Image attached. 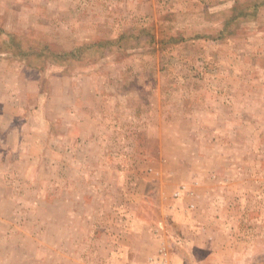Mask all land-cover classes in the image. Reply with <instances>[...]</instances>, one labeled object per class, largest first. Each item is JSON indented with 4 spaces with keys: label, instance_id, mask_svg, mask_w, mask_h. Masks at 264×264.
Wrapping results in <instances>:
<instances>
[{
    "label": "rangeland",
    "instance_id": "374dc122",
    "mask_svg": "<svg viewBox=\"0 0 264 264\" xmlns=\"http://www.w3.org/2000/svg\"><path fill=\"white\" fill-rule=\"evenodd\" d=\"M0 264H264V0H0Z\"/></svg>",
    "mask_w": 264,
    "mask_h": 264
}]
</instances>
